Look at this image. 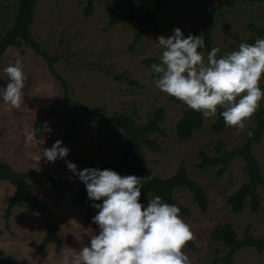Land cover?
<instances>
[{
  "label": "rangeland",
  "instance_id": "1",
  "mask_svg": "<svg viewBox=\"0 0 264 264\" xmlns=\"http://www.w3.org/2000/svg\"><path fill=\"white\" fill-rule=\"evenodd\" d=\"M152 1L133 0L141 12H145ZM221 2L177 0L159 15V31L150 23L141 43L130 51L129 46L141 25L126 23L109 28L111 10L118 16L130 13L127 0H95L89 17L84 15L87 0H38L31 33L42 50L58 58L55 72L65 81L67 90L51 74L47 61L31 48L22 44L7 50L0 59V86L8 82L4 68L16 60L21 61L28 79L19 108L0 99V159L19 173L48 171L50 177L61 183L57 191L44 177L28 181L32 196L44 203L57 221V235L62 246L59 251L55 244L41 248L45 224L29 204L15 205L6 222L5 211L16 187L0 180V264H63L64 254L75 256L79 248L98 233V226L87 222L88 207L73 203L78 191L86 189L69 170L67 162L75 164L78 172L92 164L105 165L118 160L124 137L120 131L102 126L97 115L127 114L145 125L158 108L166 112L161 127L167 137L153 136L161 146L159 154L145 150L150 171L166 179L184 165L210 200L208 213L203 214L189 190L183 188L175 192L176 200L192 210L191 217L180 216L195 237L194 250L186 246L182 249L191 264H224L222 260L228 249L210 237L220 225L232 224L239 239L245 237L248 226H251L253 237L264 238V188L259 189L262 207L257 214L246 206L241 214L235 215L227 205V198L247 181L244 161H233L223 177L217 176L218 168L207 171L197 168L199 152L216 157L218 142H223L227 150L240 147L248 131L256 127L254 118L245 121L243 131L229 126L216 134L211 129L216 114L205 118L203 129L195 132L191 139L180 140L175 135V127L188 107L174 104L171 96L158 90L152 68L143 63L148 58H159L163 50L156 39L160 35H171L174 28H180L185 37L189 33L203 36L201 23L212 12V46L220 48L218 56L237 50L240 43L250 40L254 36L249 29L251 24L264 30V4L239 0L233 8L219 11L217 7ZM18 8L19 0H0V41L14 26ZM203 55L206 62L207 55L205 52ZM262 85L264 79L260 81ZM66 97L82 107L66 104ZM260 109H264V98L257 111ZM52 110L54 114L44 123L41 136L37 138L36 122ZM76 119L75 133L70 135ZM28 132L35 135L36 143L31 147L25 142ZM56 140L63 142L69 154L55 162H47L42 157L44 148H50ZM253 153L264 177V136L253 148ZM233 264H264V251L246 248L235 255Z\"/></svg>",
  "mask_w": 264,
  "mask_h": 264
},
{
  "label": "clouds",
  "instance_id": "2",
  "mask_svg": "<svg viewBox=\"0 0 264 264\" xmlns=\"http://www.w3.org/2000/svg\"><path fill=\"white\" fill-rule=\"evenodd\" d=\"M156 42L163 50L160 63L151 68L158 78L155 86L167 95L182 101L189 109L205 118L217 114L226 126L245 130V121L260 107L264 90V37L254 43H240L237 50L218 56L212 47L206 62L202 50L205 40L180 28ZM8 82L0 86L4 103L19 108L24 101L28 79L20 60L4 68ZM252 135L251 131L247 133ZM26 146H33L35 135L28 132ZM63 142L56 140L44 148L42 157L55 162L69 154ZM77 178L84 183L91 207L98 211L92 217L98 233L80 247L75 256L63 255V264H191L182 251L193 239V232L180 217V208L162 201L157 195L146 203L140 201L141 189L151 177L121 175L110 168L88 167L77 172V166L67 162ZM96 201H101L96 203Z\"/></svg>",
  "mask_w": 264,
  "mask_h": 264
},
{
  "label": "trees",
  "instance_id": "3",
  "mask_svg": "<svg viewBox=\"0 0 264 264\" xmlns=\"http://www.w3.org/2000/svg\"><path fill=\"white\" fill-rule=\"evenodd\" d=\"M176 1L177 0H153L148 4L145 12H141L136 7L133 0H127L130 6V13L126 16H118L113 10H111L109 28H113L119 24L139 23L141 25L140 31L136 34L132 44L129 46V50L133 51L143 40L150 23H153L156 26L157 32L159 31V15ZM238 1L239 0H222L218 5L217 10L221 11L225 8H233ZM250 1L256 4H264V0ZM37 2L38 0H19V8L14 26L0 41V59L9 48L24 44L31 48L38 56L47 61L51 74L56 77V79L64 86L65 90H67L65 81L55 72L54 64L57 62L58 58L52 57L42 50L41 46L32 36L31 28L34 23ZM94 3L95 0H87L84 11L86 17H89L92 14ZM213 15L214 13L212 12V14L201 23L205 40V47L202 52H205L206 55L213 47L212 33L210 30V25L214 19ZM249 29L254 33V36L246 41V43L252 44L258 37H264L263 29H258L253 24L249 26ZM143 63L151 68L153 63H160V61L159 58H148L144 60ZM152 77L156 80L158 75L152 71ZM117 79L120 78L117 77ZM260 87L264 90V85ZM170 100L176 105L186 106L182 101L174 97H170ZM64 102L66 104H73L75 108L82 107L81 104L71 101L68 97H66ZM85 110L88 114H92L89 109L85 108ZM222 110L223 109L220 108L217 109V117L211 125V129L216 134H221L229 127L225 125L223 118L219 115ZM54 112L55 111L52 110L44 114L36 122L35 132L37 138L41 136L44 123L52 117ZM165 115V109L158 108L152 113L151 118L145 125H140L135 119L127 114H115L111 117L97 115L102 126L112 127L122 133L124 144L122 153L117 161L105 165L92 164L89 167H98L101 169L110 168L121 175L132 174L137 177L150 176L151 179L147 180V182L144 183L143 189H141L140 201L146 203L148 198L159 195L162 198V201L177 205L180 208V216L182 217H191L192 210L176 200L175 192L178 189H187L193 195L200 211L203 214H207L210 200L203 187L189 176L184 165H181L173 176L166 179L158 178L153 175L149 169V162L145 150L155 154L161 152V146L153 136L162 135L163 137H167L166 132L161 127ZM251 118H254L256 127L250 130L252 135L249 136L247 134V139L240 147L233 150H227L226 145L223 142H218V155L216 157L208 155L205 151L199 152L200 162L197 165V168L200 171H207L210 168H218V177H223L227 173L229 166L233 161L237 159H242L244 161L247 181L235 193L227 198V205L235 215L241 214L246 206H249L250 211L253 214H257L262 207L259 189L264 188V177L262 176L259 161L253 153V148L260 144L264 136V109L256 111ZM77 121V119L74 121L70 135L75 133ZM204 123L205 117L200 112L187 108L184 110L183 116L176 124L175 135L180 140H189L193 137L195 132L203 129ZM39 177H44L55 186L57 191H59L61 183L50 177L48 171H27L19 173L0 159V180L8 182L16 187V193L14 197L10 199L5 211V220L8 222L15 205L21 202L29 204L40 214L45 224L46 234L41 248L43 249L50 244H55L59 251L62 246V241L57 235V221L53 218L47 206L44 203H40L30 193L28 181ZM100 202L101 201H96V203ZM73 203L78 207L89 208V211L86 214V220L88 223L93 224L92 217L98 210L91 207L93 202L87 199V193L85 190L78 191ZM210 237L212 241L222 243L223 246L228 249L226 257L222 260L224 264H233L235 255L246 248H252L260 253L264 251V238L253 237L251 234V226L247 227L246 235L243 239H239L236 229L230 223L216 227L210 234ZM194 239L195 237L193 236V239L187 242L185 246L194 250Z\"/></svg>",
  "mask_w": 264,
  "mask_h": 264
}]
</instances>
